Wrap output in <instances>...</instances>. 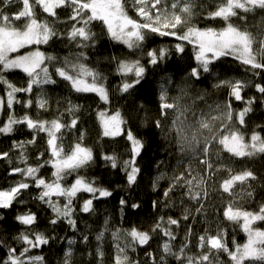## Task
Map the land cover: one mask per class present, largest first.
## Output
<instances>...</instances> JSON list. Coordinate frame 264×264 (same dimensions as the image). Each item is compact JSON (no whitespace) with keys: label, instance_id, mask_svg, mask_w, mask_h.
I'll list each match as a JSON object with an SVG mask.
<instances>
[{"label":"snow or ice","instance_id":"1","mask_svg":"<svg viewBox=\"0 0 264 264\" xmlns=\"http://www.w3.org/2000/svg\"><path fill=\"white\" fill-rule=\"evenodd\" d=\"M12 3L22 4V8L9 14L4 11L3 7H0V84L7 88L6 101L0 98V110L6 107L9 111L7 122L0 126V134L13 133L14 126L17 125L26 126L35 134L45 133L48 137L50 159L42 164L29 165L27 146L35 142L36 136L34 135L28 141H14L13 147L20 150L19 163L25 166L12 168L10 175L19 174L23 179L7 191H0V209H10L14 202L23 203L24 201L20 199L22 193L34 186L41 190L36 199L47 205L54 213V218L50 220L52 225L66 220L73 230L77 228V221L74 219V202L78 193H88L91 196L81 206L80 210L84 213L94 211V200L110 197L113 193L105 187L96 185L94 180H87L79 175L70 186L62 183L68 175L94 162L92 149L77 142L70 154H66L63 143L60 142L62 129L77 127L79 117L76 116V112L79 111V105H73L71 101H68L69 106L66 112L72 117L68 123L63 122L64 113L51 120L35 119L27 113L16 117L14 105L22 103L23 107L28 109L35 103L38 109L48 111L50 105L45 86L57 84V79L54 77L66 81L76 93H95L106 104L109 102V92L104 83L106 77L86 63L88 54L84 49L94 47L96 44V34L91 27L94 21H99L106 27L107 34L113 41L126 45L130 50H140L148 32L161 37H174L178 41L193 45L198 67L192 68L189 75L196 81L200 79L201 73H211V66L221 57H233L250 69L255 76L264 71V30L254 33L247 27L249 14H254L257 10L264 12V0H220L215 10L208 12L205 17L226 22V26L220 30L212 27L200 28L192 23L196 15L197 0H131V6L136 11L139 20L129 16L128 0H3L4 7ZM37 6L42 9L43 13L53 18L58 17V9H71V15L68 18L73 22L71 29L66 34L60 33L47 20H39L36 12ZM232 18L239 19L242 25L231 22ZM17 22H23V26H18ZM181 28L184 30L180 31ZM55 38L68 39L80 51L71 53L62 60L39 50L26 55H18L15 58L10 57L11 53H16L28 45L47 44ZM175 50L183 53L184 44L177 43ZM146 54L149 64L158 65L166 58L168 49L149 50ZM49 64L54 67V73L50 72ZM13 69H20L27 74L29 79L25 87H18L5 78L4 73ZM117 72L124 77H133L123 82L120 87L122 93H128L141 84L146 68L138 58L121 60L118 63ZM249 86L247 81L227 79H220L213 85L217 89L227 87L230 90V96L234 97L235 101L244 100L242 92ZM191 87V84L186 83L180 87L179 95L170 97L169 89L165 84L160 86L159 112L161 118L154 121V126L164 133L165 139H174L181 157L191 156L197 159L203 171L193 169L189 163L182 171L175 172L171 177H166L164 173H161L153 182V188L158 186V181L168 179V187L163 192L165 198L163 207H169L170 194L181 189L183 190L182 198L187 197L199 205L195 210L196 213L205 214L204 201L210 196L209 181L214 179L217 172L227 171L228 178L222 180L219 189L213 185L212 191H221L232 198L227 203L223 216L227 221L237 224L246 233L247 241L243 245L233 241L234 250H231L226 240V231L218 229L213 235L205 229V234L199 237L198 246L201 249L199 254L189 255L187 242L174 251L171 242L176 239V236L172 227H178L180 220L171 216L165 218L161 215L151 228V233H160L168 238L161 246L162 254L159 257V264H165L168 256L178 261L179 264H219L221 252L227 254L231 264H264V230L254 227L257 221L264 222V205L259 208L258 212H251L238 207L235 199L237 184L244 185L250 179L255 180L256 176L251 170L233 173L221 159V149L237 158H251L257 154H264V137L254 132L250 137V142H246L245 135L231 123L233 119L231 104H226L224 106L226 110H222L220 104L207 103L205 99L207 92L191 96L189 92ZM254 87L261 97H264V84L256 83ZM34 89L38 90L35 101L32 99ZM19 93H24L29 98L21 101L17 96ZM186 98L191 99L192 103H187ZM196 101H203L207 111H197ZM254 102V97L248 99L247 106L237 114L240 126L245 125V117L252 111L251 105ZM98 115L105 128V136L121 134V125L124 121L119 112L109 115L106 111H101ZM169 116L172 117L171 129L166 128L164 124ZM126 137L131 148V155L128 159L121 161L115 155L108 154H105L103 159L110 164L111 168L119 167L126 176L128 186L132 187L136 184L141 172L137 166V158L141 156L144 143L131 130L126 132ZM214 145H219L221 148L214 150ZM213 156L215 162L212 159ZM0 159H9L11 163L8 152L0 153ZM182 162V159L177 160V168ZM46 164H51L54 169L52 173L54 179L50 182L39 175L40 169ZM247 195L251 196L252 193L248 192ZM53 197L56 199L54 200ZM60 198L64 199L63 204L60 203ZM120 204L124 206L127 201L122 198ZM139 206L135 203L131 205L132 208ZM159 206V201H153L154 208ZM190 216L191 210L185 207L182 219L187 221ZM15 219L24 226V230L12 237L13 241L19 243L21 247L18 248L0 239V248L6 250L5 256L0 257V264H46L43 256L31 254L33 250L49 245L52 239L44 232L33 231V226L38 222L36 213L29 210L18 214ZM108 224L109 221L106 219L104 230L96 236L98 242H102L105 232L110 231ZM191 230L189 227V234ZM111 236L116 249L114 264H142L140 260H134L129 255V251L135 253L137 247L149 245L152 235L148 231H141L136 227L123 230L117 228L111 230ZM82 240L87 242L88 237L85 235ZM75 243L74 240H68L69 246ZM96 252L102 264L104 255L102 247L98 246ZM146 256L152 264H157V257L153 253H146ZM62 264H72L71 247L65 252Z\"/></svg>","mask_w":264,"mask_h":264},{"label":"trees","instance_id":"2","mask_svg":"<svg viewBox=\"0 0 264 264\" xmlns=\"http://www.w3.org/2000/svg\"><path fill=\"white\" fill-rule=\"evenodd\" d=\"M220 0H197L195 8L196 15L192 23L200 28L212 27L217 30L226 26V22L221 19H206L207 13L215 10ZM0 7L4 11L11 14L19 11L22 4L12 3L4 7L3 0H0ZM58 17L53 18L43 13L38 6L36 8L37 18L41 21L47 20L60 33H67L73 22L68 18L71 15V9H58ZM127 11L129 16L138 19L136 11L131 6V0H128ZM264 12L257 10L254 14H249L247 18V27L254 33L258 30H264ZM236 25H242L237 18H232ZM22 27L23 22H17ZM92 31L96 34V44L94 47L84 49L88 54L86 63L89 66L99 70L106 77L105 86L109 92V102L106 104L95 93H76L70 85L60 79L57 84L45 86L47 99L50 108L48 111L38 109L33 103L31 108H24L23 104L14 105V114L21 117L25 113L35 119L51 120L61 113H64L63 122L68 123L71 120L66 112L68 101L73 105H79V111L76 116L79 117L77 127L62 129V139L64 151L70 154L74 145L79 142L84 147L92 149L94 162L76 173L68 175L62 182L65 186L74 183L77 176H84L87 180H94L96 185L105 187L112 191V196L101 198L93 201L94 211L89 213L82 212L81 206L83 202L91 198L88 193H78L74 202L75 216L77 228L73 230L66 220H62L55 225L50 223L54 218V213L44 203L40 202L36 197L40 194V189L30 187L22 193L20 199L23 203L14 202L10 209H0V239L5 240L9 244L21 247L14 242L12 237L24 230L15 217L18 214L28 212L36 213L38 222L33 226V231L44 232L51 237L49 245L42 246L33 250L32 255H41L45 258L46 264H62L65 252L71 247L72 264H101V258L97 256L96 249L98 246L103 249L102 264H114L116 253L114 241L111 236V230L131 229L136 227L141 231H148L152 235L149 245L137 247L135 253L129 251V255L134 260H140L142 264H152L148 260L146 253H153L157 257L162 254L161 246L168 239L160 233H151L152 226L156 223L157 218L161 215L167 218L171 216L180 220L179 226H173L176 239L171 243L173 250L176 251L181 244L187 242L189 255L199 254V237L205 234L208 229L210 234H216L218 229L226 231V240L231 250H234L233 241L236 244L243 245L247 241V235L241 228L233 222L227 221L223 216L227 203L231 197L223 194L221 191H212L214 185L219 189V184L223 179L228 178L229 173L221 170L215 174L213 180L209 181L210 196L204 201L206 213L197 214V203L189 200L187 197L182 198L183 190L177 189L170 194L168 198L169 207H163L165 198L164 190L168 187L169 180L163 179L157 182V187L153 188V182L156 177L164 173L166 177H171L175 172L182 171L191 163L193 169L203 171L198 164L197 159L191 156L181 157L177 151L174 139H165L164 133L154 126V121L160 119L159 112V94L160 86L165 84L169 89V95H179V89L186 83L191 84L189 89L191 96L198 93L207 92L205 97L208 104H220L222 110L226 104H231L233 111V119L231 121L239 131L245 135L246 142H250V137L254 132L260 133L264 137V97H261L254 85L256 83L264 84V71L260 75L255 76L250 69L242 65L233 57H221L211 66V73H201L198 81L190 77L191 69L198 67L195 60L194 46L187 42L178 41L174 37H161L150 32L147 33L145 41L142 43L140 50H130L126 45L113 41L107 34L106 27L99 21H94L91 25ZM184 29L181 28L180 31ZM177 43H183L185 51L178 53L175 50ZM161 48L168 49V54L164 60L158 65L148 63L147 51L159 50ZM36 49L43 51L46 55H53L62 60L63 57L69 56L71 53L80 51L75 44L66 38H55L47 44H34L25 47L18 53L32 52ZM140 59L146 68L144 79L141 84L130 90L128 93H122L120 87L126 80L133 79L132 76L124 77L117 72L118 63L121 60ZM47 63V62H46ZM50 72L54 73V67L49 64ZM5 78L18 87H25L28 76L21 70L13 69L4 73ZM220 79L227 80H243L249 82L250 86L242 92L244 100L235 101L230 96V90L227 87L214 88L213 85ZM170 81V82H169ZM38 90L34 89L32 99ZM7 88L0 84V98L5 101ZM21 101L27 100L29 97L24 93L17 94ZM255 98V102L251 105L252 111L245 117V125L240 126L237 120L239 111L246 107V101ZM187 103L191 104V99L186 98ZM195 108L197 111H207L203 101H196ZM106 111L109 115L119 112L124 123L121 125V134L118 136H105V128L98 113ZM9 111L5 107L0 110V126L7 122ZM171 119L169 116L164 121L165 127L171 129ZM14 132L8 135L0 134V153L8 152L9 159H0V191H7L23 178L19 175H10V171L14 167H24L19 163L20 150L13 147L14 141H28L36 136L35 142L27 146L28 164L35 166L44 163L50 159V149L47 145V135L45 133L35 134L27 129L24 125L14 126ZM131 130L132 133L139 137L144 148L141 156L137 158V166L141 169L137 182L134 186L129 187L124 172L118 167L113 169L103 157L105 154L115 155L121 161L128 159L131 155L130 142L127 140L126 132ZM59 135V134H58ZM174 136V133H172ZM221 148L214 145V150ZM40 154H43L42 156ZM40 157V159H38ZM183 160L179 168H177V160ZM215 162V157L213 156ZM221 159L223 164L228 165L233 173H240L244 170H251L256 176L255 180H249L246 184H237L235 187V196L237 206L243 210L258 212L259 208L264 205V154H257L254 157L237 158L233 157L221 149ZM54 169L51 164H46L40 169L39 175H42L47 181L54 179L52 176ZM31 183V181H29ZM252 195L248 196L247 193ZM125 199L127 204L121 206L120 200ZM55 200L56 198L53 197ZM153 201H159L160 206L154 208ZM60 203H64V199L60 198ZM135 203L140 205L138 208H132ZM191 210L189 220L182 219L184 208ZM123 209V210H122ZM196 217L192 219L191 217ZM109 221L108 228L110 231L105 232L104 240L98 242L96 236L104 230V221ZM189 227L191 233L189 234ZM254 227L264 230V222L257 221ZM88 237V241L82 240L83 236ZM74 240L76 243L69 246L68 240ZM205 251L207 249H204ZM6 250L0 248V257H4ZM165 264H179L178 261L171 256L166 257ZM219 264H231L226 253L219 254Z\"/></svg>","mask_w":264,"mask_h":264},{"label":"rangeland","instance_id":"3","mask_svg":"<svg viewBox=\"0 0 264 264\" xmlns=\"http://www.w3.org/2000/svg\"><path fill=\"white\" fill-rule=\"evenodd\" d=\"M32 45H34V44H32ZM28 46H31V45H28ZM28 46H26V47H28ZM24 48H25V47H24ZM21 49H23V48H21ZM21 49H20V50H21ZM20 50H19V51H20ZM37 50H39V49H36V50H34V51H37ZM34 51H32V52H34ZM39 51H41V50H39ZM41 52H43V51H41ZM28 53H29V52H27V53H23V54H22V53H18V52H16V53H11V54H10V57H11V58H15V57L18 56V55H26V54H28ZM43 53H44V52H43ZM18 70H20V69H18ZM103 126H104V125H103Z\"/></svg>","mask_w":264,"mask_h":264}]
</instances>
